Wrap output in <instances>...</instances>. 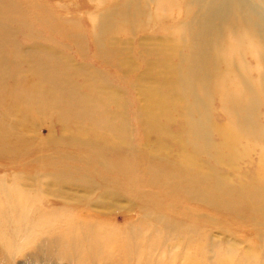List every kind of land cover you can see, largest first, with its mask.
<instances>
[{
    "label": "rangeland",
    "instance_id": "obj_1",
    "mask_svg": "<svg viewBox=\"0 0 264 264\" xmlns=\"http://www.w3.org/2000/svg\"><path fill=\"white\" fill-rule=\"evenodd\" d=\"M38 175L120 239L186 229L192 264H236L218 246L262 264L264 0H0V177ZM47 237L0 239V264H71L42 258Z\"/></svg>",
    "mask_w": 264,
    "mask_h": 264
},
{
    "label": "bare ground",
    "instance_id": "obj_2",
    "mask_svg": "<svg viewBox=\"0 0 264 264\" xmlns=\"http://www.w3.org/2000/svg\"><path fill=\"white\" fill-rule=\"evenodd\" d=\"M162 54L166 55L165 52ZM167 59L168 57H163L158 60L162 62L157 63L163 67L161 89L171 92L170 103L174 107H182V81L180 82L177 71L178 64L173 65L174 61L172 63ZM166 74L170 77H166ZM186 140L184 144H188L192 137L188 135ZM232 143L228 141L225 145ZM46 178L48 176L38 175L34 180L25 181L19 177H0V239L12 253H20L23 248L35 243L38 235H46L48 237L44 238L38 250L45 254L43 259L50 261L58 259L62 263L69 260L71 264H176L181 261L182 264H192L190 255H193L195 250L198 251V246L193 240L185 241L186 238H181L186 235V229H176L172 236H167L165 232L159 238H153V243L145 247L143 243H133L130 237H126L127 240L120 239L107 228V220L81 221L77 218L78 215L72 214L71 207L63 205V202L68 203V198H72L68 196L70 192L65 189L70 188L65 184L76 183L62 176L63 186H59L45 182ZM205 180L208 181L207 178ZM32 213L35 215L34 219L28 220ZM9 217L13 220L10 225ZM158 221H161V217H158ZM130 235L133 236L131 233L126 236ZM173 238L175 239L170 242ZM213 253L218 257H233L232 262L236 264H254L255 261L251 255L238 257V251L236 256L233 248L228 250L218 246V250H215L213 247ZM260 261L264 264V255Z\"/></svg>",
    "mask_w": 264,
    "mask_h": 264
},
{
    "label": "crops",
    "instance_id": "obj_3",
    "mask_svg": "<svg viewBox=\"0 0 264 264\" xmlns=\"http://www.w3.org/2000/svg\"><path fill=\"white\" fill-rule=\"evenodd\" d=\"M25 6V5H24ZM39 7V5H33V10L31 9V13H32V15H39V14H41V13H39V12H36V10H37V8ZM35 20L33 19V18H31V22L33 23ZM37 26H38V24H37ZM36 28V27H35ZM34 31L36 32V33H40V30H38L37 28L36 29H34ZM17 33H20V30H16V34Z\"/></svg>",
    "mask_w": 264,
    "mask_h": 264
}]
</instances>
